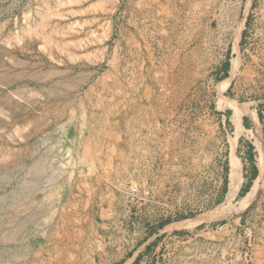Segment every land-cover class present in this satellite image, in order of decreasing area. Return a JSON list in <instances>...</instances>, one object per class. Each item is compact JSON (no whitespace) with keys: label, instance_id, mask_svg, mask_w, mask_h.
Masks as SVG:
<instances>
[{"label":"rangeland","instance_id":"1","mask_svg":"<svg viewBox=\"0 0 264 264\" xmlns=\"http://www.w3.org/2000/svg\"><path fill=\"white\" fill-rule=\"evenodd\" d=\"M256 133L264 0H0V264H264Z\"/></svg>","mask_w":264,"mask_h":264},{"label":"bare ground","instance_id":"2","mask_svg":"<svg viewBox=\"0 0 264 264\" xmlns=\"http://www.w3.org/2000/svg\"><path fill=\"white\" fill-rule=\"evenodd\" d=\"M222 100L224 102V105H227L228 107L232 108V115H233V118L235 120L234 122L237 124L238 120H236V118H237V116H239V113H243L244 110L241 109L240 104L234 103L233 101H231L229 99H225V100L222 99ZM254 119H255V122H256V118H254ZM253 125H255V124H253ZM237 126H239V125H237ZM251 136H252L251 138H253V144L255 146V149L258 151V158H257L258 176L254 180V182L251 185L249 191H247L246 194L242 197V199H241L242 203L246 202L247 199H249L251 196H253V194L255 192V189L257 188L259 180L264 178V150H263V147H262V143L260 142V139H259V136H258L257 133L253 134ZM230 157H231V159H230L231 163H230V173H229V176H228V195H227V200H231L235 196V194L237 193V191H238V189L240 187V184H241V176H240V172H239V169H238L237 162L235 161V157H233V155H231ZM216 212L217 211H215V213ZM218 213H220V212L218 211ZM177 224L178 225H182L183 223H177ZM170 226H173V225L169 224V225H166L164 228L167 229Z\"/></svg>","mask_w":264,"mask_h":264},{"label":"crops","instance_id":"3","mask_svg":"<svg viewBox=\"0 0 264 264\" xmlns=\"http://www.w3.org/2000/svg\"><path fill=\"white\" fill-rule=\"evenodd\" d=\"M75 128H70V134H71V132H72V134H73V132H74V129L76 130V132L77 131H80V127H78V126H74ZM90 127V128H89ZM88 128H89V130L91 131V134H92V136H91V138H93V137H96L100 142H104V141H102L101 140V137H104V135H103V128H100L99 126H95V124H93V123H91L90 124V126H89ZM87 128V129H88ZM120 128H121V126H119L118 125V130H117V133H116V137H117V153L118 154H122V155H124V153H125V145H126V140H125V135H124V132H125V128H124V126H123V129H122V133L120 132ZM93 134H95V136H93ZM75 135H77V134H75ZM70 137H71V135H70ZM75 139L77 138L76 136L74 137ZM91 138H85L84 139V141H83V145H85V147H87L88 145H96V144H100L99 142H95V143H93L92 141H91ZM70 139L71 138H69V139H67V140H69L70 141ZM74 141V140H73ZM88 148V147H87Z\"/></svg>","mask_w":264,"mask_h":264},{"label":"trees","instance_id":"4","mask_svg":"<svg viewBox=\"0 0 264 264\" xmlns=\"http://www.w3.org/2000/svg\"><path fill=\"white\" fill-rule=\"evenodd\" d=\"M227 65L228 63L224 64V70H225V73H227ZM244 126H247V121L244 122ZM252 147L251 145L248 146V150H247V157H248V160L250 161V174H249V177H248V180L246 182H244L241 186V188L239 189V192L238 194L241 196V195H244L245 192L249 189L250 187V184H251V181L255 178L256 174H257V169H256V166L254 164V161H253V156H252ZM225 181V180H224ZM168 220H164L163 222H161L160 225H163L167 222ZM149 246H147L148 248ZM140 258V255L136 256V258L134 259L133 263L132 264H137L138 260Z\"/></svg>","mask_w":264,"mask_h":264},{"label":"built area","instance_id":"5","mask_svg":"<svg viewBox=\"0 0 264 264\" xmlns=\"http://www.w3.org/2000/svg\"><path fill=\"white\" fill-rule=\"evenodd\" d=\"M131 190H132L133 192H137L138 188H137L136 184H133ZM143 193L146 195V194H148V191H143Z\"/></svg>","mask_w":264,"mask_h":264}]
</instances>
